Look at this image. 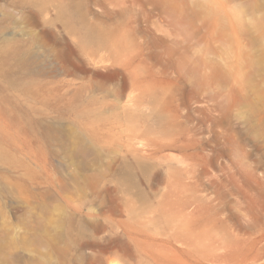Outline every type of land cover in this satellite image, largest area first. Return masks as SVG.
<instances>
[{"label": "rangeland", "instance_id": "rangeland-1", "mask_svg": "<svg viewBox=\"0 0 264 264\" xmlns=\"http://www.w3.org/2000/svg\"><path fill=\"white\" fill-rule=\"evenodd\" d=\"M0 264H264V0H0Z\"/></svg>", "mask_w": 264, "mask_h": 264}]
</instances>
